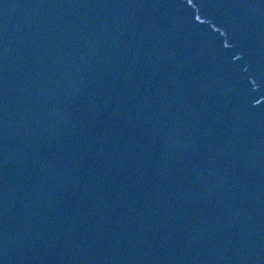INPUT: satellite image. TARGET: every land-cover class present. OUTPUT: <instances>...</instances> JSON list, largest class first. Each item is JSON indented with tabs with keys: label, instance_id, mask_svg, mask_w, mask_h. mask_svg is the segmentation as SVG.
Returning <instances> with one entry per match:
<instances>
[{
	"label": "water",
	"instance_id": "water-1",
	"mask_svg": "<svg viewBox=\"0 0 264 264\" xmlns=\"http://www.w3.org/2000/svg\"><path fill=\"white\" fill-rule=\"evenodd\" d=\"M0 264H264V0H0Z\"/></svg>",
	"mask_w": 264,
	"mask_h": 264
}]
</instances>
